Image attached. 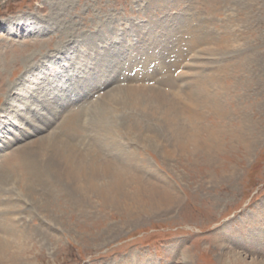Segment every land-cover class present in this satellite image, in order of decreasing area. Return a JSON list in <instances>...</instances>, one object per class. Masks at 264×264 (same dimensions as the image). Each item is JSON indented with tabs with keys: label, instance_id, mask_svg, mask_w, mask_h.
<instances>
[{
	"label": "rangeland",
	"instance_id": "1",
	"mask_svg": "<svg viewBox=\"0 0 264 264\" xmlns=\"http://www.w3.org/2000/svg\"><path fill=\"white\" fill-rule=\"evenodd\" d=\"M17 136L68 138L86 173L19 183L0 159L24 230L0 264H264V0H0V147Z\"/></svg>",
	"mask_w": 264,
	"mask_h": 264
},
{
	"label": "bare ground",
	"instance_id": "2",
	"mask_svg": "<svg viewBox=\"0 0 264 264\" xmlns=\"http://www.w3.org/2000/svg\"><path fill=\"white\" fill-rule=\"evenodd\" d=\"M196 58H198L197 54H196ZM187 64H189V63H187ZM186 68H187V65H186ZM182 71L184 72L185 70L183 69ZM181 72L179 73V76L181 75ZM195 89L198 90V92H203L202 88L200 86L195 88ZM145 91L146 90H144L142 88V89H138L132 93H135V97L139 98V99H137L138 101H142V98L147 99V97H149V94L146 93ZM148 92H151L152 100H154V102H159L161 104L162 108H164V113L166 116V117L165 116L164 117L167 119L168 125L170 126L171 130H173V133L175 136V141L176 140L178 141L177 143L180 145V147H182L181 148L182 150L188 149L187 148L188 147L187 141L184 140L185 128H184V124H183V119L185 118V110L176 101V99L173 98L174 96L171 97V96H167V94L166 95L160 94L154 90L153 91L148 90ZM140 95L142 96V98H140L141 97ZM201 98L203 99V97H201ZM161 106L158 105L157 107H161ZM211 134H213V133L212 132L207 133V136L209 139H211L210 138ZM19 140L21 141L20 137H18V136L13 137L12 139L8 140L6 147L5 146L0 147V159L6 160L9 158V155L12 156L9 153V151H12L13 152L12 154L19 153L21 155L20 159H15L17 161V163L20 164V168H17L16 170L11 171L12 173H14L13 176L15 177V179L20 181L19 183L26 182V184H32L30 182V181H32V179H34V181L37 182V181H39L40 178H43L44 180H47V181L50 179L49 183L51 184V183H53L52 182L53 178H57V175H58L57 171H62V173L64 172L63 173L64 176H61L62 179H64V178L65 179L66 178L78 179L80 176L81 177L84 176L83 175L84 172L86 173V169H84V165H83L84 163L82 162L81 158L78 157V155L81 156L82 153L77 152V150L73 147L72 141L69 140L68 138L64 137V136H60V137L57 136L56 138L51 140V142L46 146L48 153L41 152V150H39V147L36 144H32L31 146L19 147V144H17L19 142ZM180 142H182V143H180ZM14 145L18 146L17 150H15V151L10 149ZM102 147H103V145H102ZM77 153H78V155H77ZM85 161H87V160L85 159ZM90 162H92V161H90ZM99 168H101V167H99ZM24 170H26L25 174H23V172H22ZM19 173H21V175H20L21 178H17V175ZM25 178H27L29 180V182L26 181L27 179H25ZM87 178H89V177H87ZM9 180H10L9 174L5 171V169H3L1 167L0 168V189L2 192L7 191L6 186L9 184V182H8ZM85 185H86V183L85 184L75 183V186L72 187V190H75V191L78 190L79 191V189H81V187L86 188ZM97 185L92 180L90 181V187L96 188ZM27 186H24V187H27ZM1 191H0V200L2 201V195H4V193H1ZM7 193H8V191H7ZM167 199H170L169 196L167 197ZM1 201H0V203H1ZM23 212L24 211L21 210L20 213H23ZM12 218L18 219L15 216L10 217L8 213H4V212L0 213V237L6 236L10 240L11 239L17 240L18 237L21 238L20 236H17V235H20L21 233H23L24 230L21 229L19 227V224L16 223ZM2 241H4V240H0V250L2 249V254H3V251H5V246H3L4 243ZM237 257L238 256L233 255V259L237 260ZM255 264H259V263H255Z\"/></svg>",
	"mask_w": 264,
	"mask_h": 264
}]
</instances>
